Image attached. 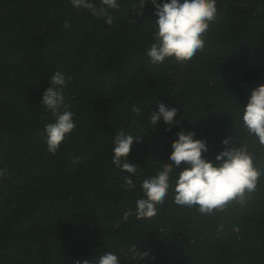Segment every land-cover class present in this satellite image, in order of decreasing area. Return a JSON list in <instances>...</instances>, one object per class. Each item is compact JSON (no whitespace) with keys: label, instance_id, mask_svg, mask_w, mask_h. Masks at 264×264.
<instances>
[{"label":"trees","instance_id":"16d2710c","mask_svg":"<svg viewBox=\"0 0 264 264\" xmlns=\"http://www.w3.org/2000/svg\"><path fill=\"white\" fill-rule=\"evenodd\" d=\"M135 3L121 0L109 26L69 0H0V167L9 173L0 181V264H76L112 248L131 256L133 242L150 249L148 264H264V176L256 191L212 214L169 199L158 215L113 227L140 180L167 161L178 131L207 140L208 159L224 138L247 143L264 171V149L233 122L234 109L264 84V0H217L203 51L161 65L145 54L153 8L137 17ZM54 71L72 77L65 97L77 127L51 155L40 136L51 115L40 99ZM156 101L175 104L181 125L165 131L145 117L130 126L133 104L150 115ZM122 129L142 135L128 157L141 172L134 191L111 164Z\"/></svg>","mask_w":264,"mask_h":264},{"label":"clouds","instance_id":"9594fccd","mask_svg":"<svg viewBox=\"0 0 264 264\" xmlns=\"http://www.w3.org/2000/svg\"><path fill=\"white\" fill-rule=\"evenodd\" d=\"M73 8L85 10L96 19L111 26L115 17L111 14L121 7V0H69ZM153 8L155 17L152 24L151 42L145 48V54L151 65H161L172 59L178 63L191 61L206 44L207 32L215 21L217 0H136L132 11L137 17H143L148 5ZM133 22H135L133 20ZM64 28H70L64 21ZM72 77L62 71L51 73L49 87L41 94L40 107L51 115V120L40 132L47 153L56 155L72 136L76 127L75 113L66 103L65 90ZM233 122L251 138L252 144L264 149V84L250 91L247 103L235 109ZM178 108L163 101H156V107L150 108L146 115L144 107L133 104L130 109V126L139 127L143 120L153 127L162 121L171 131L173 125L180 126L177 118ZM171 142V151L167 161H161L154 172L140 180L139 194L133 204L122 212V218L113 227L119 228L130 217L143 219L159 214L160 206L169 199L181 207H195L199 212L212 214L221 210L229 202L244 198L245 192L251 194L264 171L256 166V157L247 143L235 146L232 137L221 140L222 150L213 159H208V142L196 138L194 131H178ZM142 135L120 130L111 141V164L123 175L122 188L134 191L137 188L133 176L141 175L135 163L129 162V154ZM73 163L79 164L77 157ZM125 173L131 175H124ZM9 175L7 167H0V181ZM129 256L121 248L105 250L94 260L84 259L76 264H148L150 249H137L133 242L128 246Z\"/></svg>","mask_w":264,"mask_h":264}]
</instances>
